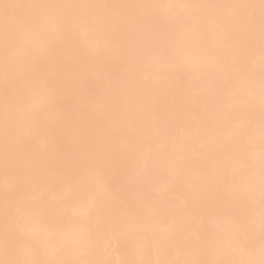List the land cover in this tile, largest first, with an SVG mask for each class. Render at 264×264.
Here are the masks:
<instances>
[{"label": "snow or ice", "instance_id": "snow-or-ice-1", "mask_svg": "<svg viewBox=\"0 0 264 264\" xmlns=\"http://www.w3.org/2000/svg\"><path fill=\"white\" fill-rule=\"evenodd\" d=\"M0 264H264V0H0Z\"/></svg>", "mask_w": 264, "mask_h": 264}]
</instances>
